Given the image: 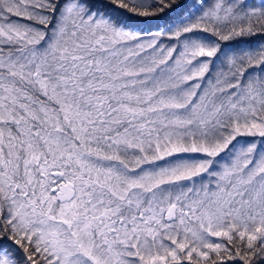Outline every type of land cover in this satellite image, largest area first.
Wrapping results in <instances>:
<instances>
[{
    "label": "snow or ice",
    "instance_id": "1",
    "mask_svg": "<svg viewBox=\"0 0 264 264\" xmlns=\"http://www.w3.org/2000/svg\"><path fill=\"white\" fill-rule=\"evenodd\" d=\"M0 264H264V0H0Z\"/></svg>",
    "mask_w": 264,
    "mask_h": 264
}]
</instances>
